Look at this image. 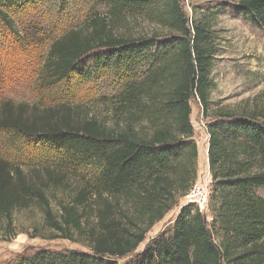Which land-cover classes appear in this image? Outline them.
Listing matches in <instances>:
<instances>
[{
  "label": "trees",
  "instance_id": "trees-1",
  "mask_svg": "<svg viewBox=\"0 0 264 264\" xmlns=\"http://www.w3.org/2000/svg\"><path fill=\"white\" fill-rule=\"evenodd\" d=\"M41 0H0V33L17 34L13 15ZM104 12L55 39L37 75L46 87L110 71L122 87L104 118L0 102V218L13 229L16 209L33 204L62 238L92 232L89 250L39 248L0 264H117L180 203L172 224L124 264H264V114L219 109L206 123L211 175L208 211L181 204L199 177L191 100L208 117L220 53L215 30L223 3L185 11L182 0H100ZM235 14L264 33V0H240ZM144 22L152 26L145 29ZM91 67V68H90ZM38 107V106H37ZM51 165L92 171L54 210L22 168L25 147ZM57 156V157H56ZM54 183L60 179L51 177ZM58 214V215H57ZM91 220L95 224L91 225Z\"/></svg>",
  "mask_w": 264,
  "mask_h": 264
},
{
  "label": "rangeland",
  "instance_id": "rangeland-1",
  "mask_svg": "<svg viewBox=\"0 0 264 264\" xmlns=\"http://www.w3.org/2000/svg\"><path fill=\"white\" fill-rule=\"evenodd\" d=\"M240 0H182L189 16L193 7L198 9L206 5L223 3L215 30L219 37L220 53L216 59V68L212 74L215 87L211 94L212 105L208 117L203 114L197 98L191 100L192 122L201 154V145L209 139L206 123L216 115L219 109L234 114H250L254 111L264 114V33L235 14L234 5ZM104 4L100 0H41L14 14L16 33L3 28L6 36L0 33V102L11 100L13 104H24L27 113H37L40 108L51 107L63 111L61 103L68 102L75 118H81L91 111L104 118L108 102L122 87V79L110 71H97L84 78L71 79L65 100L61 86L46 87L37 80L52 42L71 28L80 27L93 13H103ZM145 29L153 28L144 22ZM91 68V67H90ZM63 94V95H62ZM38 106V107H37ZM2 139V138H1ZM0 139V140H1ZM3 141V140H1ZM0 141L1 147L3 142ZM26 150L24 166L29 178L37 183L46 180L43 186L46 195L52 200L54 210L62 201H68L72 192H76L91 179L90 170L71 169L51 165L52 158L37 157V150L30 145H22ZM203 148V146H202ZM57 157V156H56ZM200 164V157H199ZM209 168V167H208ZM60 179L54 183L50 178ZM210 172L199 169L197 186L206 193V203L202 211H208ZM181 204H184L181 198ZM180 210V203L163 220L158 222L147 234L145 241L138 247L139 252L159 232L169 227ZM58 215V214H57ZM0 218V262L18 254L39 248L53 250H89L92 232L72 233L71 238H62L59 233L48 230L43 224L42 210L35 204L25 209H16L13 214V230H4ZM94 225V220H91ZM115 258L117 264H124L136 253Z\"/></svg>",
  "mask_w": 264,
  "mask_h": 264
},
{
  "label": "built area",
  "instance_id": "built-area-1",
  "mask_svg": "<svg viewBox=\"0 0 264 264\" xmlns=\"http://www.w3.org/2000/svg\"><path fill=\"white\" fill-rule=\"evenodd\" d=\"M208 167H209V163H208ZM205 198H206V193L204 192L203 187L199 186V185L198 186L195 185V187L193 189H191L189 192H187L182 197V200L184 203H194L198 207L201 208V206H203L206 203Z\"/></svg>",
  "mask_w": 264,
  "mask_h": 264
},
{
  "label": "bare ground",
  "instance_id": "bare-ground-1",
  "mask_svg": "<svg viewBox=\"0 0 264 264\" xmlns=\"http://www.w3.org/2000/svg\"><path fill=\"white\" fill-rule=\"evenodd\" d=\"M206 144H202L201 145V154H199L200 157V167L199 169H201V171H207L209 172V168H208V140H205ZM203 146V148H202Z\"/></svg>",
  "mask_w": 264,
  "mask_h": 264
},
{
  "label": "crops",
  "instance_id": "crops-1",
  "mask_svg": "<svg viewBox=\"0 0 264 264\" xmlns=\"http://www.w3.org/2000/svg\"><path fill=\"white\" fill-rule=\"evenodd\" d=\"M207 147H208V145H207ZM199 166H200V164H199Z\"/></svg>",
  "mask_w": 264,
  "mask_h": 264
}]
</instances>
